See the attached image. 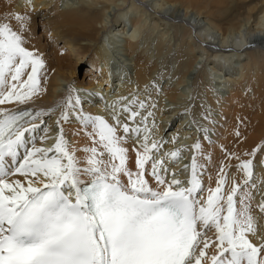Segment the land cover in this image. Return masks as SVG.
I'll list each match as a JSON object with an SVG mask.
<instances>
[{
    "label": "snow or ice",
    "instance_id": "obj_1",
    "mask_svg": "<svg viewBox=\"0 0 264 264\" xmlns=\"http://www.w3.org/2000/svg\"><path fill=\"white\" fill-rule=\"evenodd\" d=\"M32 10L27 0L25 11L0 14V264H264V237L251 215L254 191L264 213V181L253 172L258 153L264 163V142L250 151L220 145L212 187L208 127L197 126L207 148L197 137L180 179L170 166L188 149L165 150L154 136L149 85L105 103L103 114L87 112L84 90L71 83L53 105L28 107L48 80L32 44ZM200 118L215 123L210 109ZM237 119L236 145L243 141ZM72 124L83 146L67 139ZM232 168L239 179L233 174L229 183Z\"/></svg>",
    "mask_w": 264,
    "mask_h": 264
},
{
    "label": "bare ground",
    "instance_id": "obj_2",
    "mask_svg": "<svg viewBox=\"0 0 264 264\" xmlns=\"http://www.w3.org/2000/svg\"><path fill=\"white\" fill-rule=\"evenodd\" d=\"M26 2L0 0V14L10 9L23 12ZM31 3L32 44L44 55L48 80L46 93L28 107L53 105L65 96L66 86L71 83L84 90L81 96L87 112L103 114L105 103L130 97L137 90L143 92L149 85L151 98L157 103L153 110L154 136L166 142L165 150L188 149L170 166V171H177L180 179L187 175L183 166L188 160V164L191 162L190 146L197 137L207 148L203 132H197L196 128L206 124L200 114L210 109L215 123L205 126L214 142L210 149L213 164L208 169L212 187L216 181L215 164L221 158L220 145L229 150L250 151L264 142V36L261 35H264V5L247 4L240 10L224 5L227 0H31ZM178 9L183 10V17H179L182 23L175 21ZM194 15L203 19L205 25L199 20L189 24ZM38 26L42 28L39 35L35 34ZM250 43L257 44L255 47L260 50L243 53ZM80 62L86 64L87 71L83 78L77 79L75 65ZM170 71L173 72L169 76ZM152 82L159 92L150 87ZM188 90L190 101L185 100ZM89 92L93 95H87ZM95 93L104 99L100 100ZM188 108L192 115L186 112ZM237 118L243 137L238 145L234 136ZM65 132L69 141L84 145L82 134L73 135L78 132L76 124L66 125ZM261 159L259 153L253 159L257 181H264ZM233 174L239 179L235 169H229V183ZM208 186L205 174L204 187ZM258 192L264 193V184L258 183ZM260 200L261 195L254 191L253 227L257 236L264 237V213L257 207Z\"/></svg>",
    "mask_w": 264,
    "mask_h": 264
},
{
    "label": "rangeland",
    "instance_id": "obj_3",
    "mask_svg": "<svg viewBox=\"0 0 264 264\" xmlns=\"http://www.w3.org/2000/svg\"><path fill=\"white\" fill-rule=\"evenodd\" d=\"M253 3H256L257 5L259 4V5H264V0H227V3H224V5L226 4V5H228L227 7L228 8H243V7H245V5H247V4H253ZM239 4V5H238ZM240 9V10H241ZM172 10V9H171ZM170 10V11H171ZM179 10V13H178V15L176 16V23L177 22H179V23H182V22H180L179 20H181V19H179V17L181 16V17H183L182 15H183V10L182 9H178ZM170 11H168V12H170ZM168 12L167 13H164L165 14V16L168 14ZM180 17V18H181ZM191 17V16H190ZM186 20H189V18H186ZM197 20H199L198 18L196 19V16L194 15V16H192V18H191V20L189 21V24H193V22H196ZM186 22V21H185ZM198 22H201L202 24H204V21H203V19H201V20H199ZM125 24H126V26H128V23H126L125 22ZM186 24V23H185ZM205 25V24H204ZM41 26H38L37 28H36V31H35V34H37V35H39V34H41V31H42V28H40ZM132 31V27H131V30L129 31V33ZM203 32V31H202ZM137 34V33H136ZM243 34V33H242ZM262 36H264L263 34H261ZM217 38V37H216ZM214 39V42H217L218 40L217 39ZM216 46V45H215ZM255 46H257V44H255V43H250L249 45H247V49L248 50H245V51H243V53L244 52H248V51H252V50H260V48H258V47H255ZM216 50H218V49H216ZM86 64H84V63H82V62H80V63H77L76 65H75V71H74V73H75V75H76V78L78 79H81V78H83V74L87 71V69H86ZM174 68V66L172 65L171 66V69H173ZM170 69V68H169ZM197 69L199 70L200 69V65H197ZM163 71H165V70H163ZM173 71H170V74H169V76L171 75V73H172ZM166 77V76H165ZM165 77L163 78V79H165ZM88 78V76L85 78V79H87ZM162 79V80H163ZM187 89V88H186ZM82 93V92H81ZM189 95H190V91L188 90V94H187V96H185V100L186 101H190V97H189ZM227 94H226V92H224V95L223 96H226ZM165 100V99H164ZM165 104L166 105H168V106H171V103L170 102H167V100H165ZM186 119V118H185ZM192 120V119H191ZM189 123H190V121H189ZM207 124V123H206ZM205 124V125H206ZM209 129V128H208ZM167 133V132H166ZM165 133V134H166ZM209 133H210V129H209ZM182 142H183V140H182ZM52 143V141H49V143H48V145H50ZM45 146H47V145H45ZM191 151H189V153H190ZM188 153V156L191 154H189ZM189 163V160L186 162V164H188Z\"/></svg>",
    "mask_w": 264,
    "mask_h": 264
}]
</instances>
